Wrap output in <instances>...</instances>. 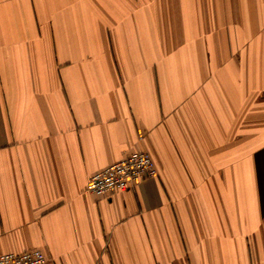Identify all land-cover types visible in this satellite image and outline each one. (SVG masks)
Wrapping results in <instances>:
<instances>
[{
    "label": "crops",
    "instance_id": "0c3cea01",
    "mask_svg": "<svg viewBox=\"0 0 264 264\" xmlns=\"http://www.w3.org/2000/svg\"><path fill=\"white\" fill-rule=\"evenodd\" d=\"M144 150L157 175L86 191ZM264 264V0H0V252Z\"/></svg>",
    "mask_w": 264,
    "mask_h": 264
},
{
    "label": "built area",
    "instance_id": "2783aa9c",
    "mask_svg": "<svg viewBox=\"0 0 264 264\" xmlns=\"http://www.w3.org/2000/svg\"><path fill=\"white\" fill-rule=\"evenodd\" d=\"M156 175L154 161L148 152L135 150L91 175L86 191L97 195L126 191L140 181ZM0 264H47V258L40 249L0 252Z\"/></svg>",
    "mask_w": 264,
    "mask_h": 264
}]
</instances>
